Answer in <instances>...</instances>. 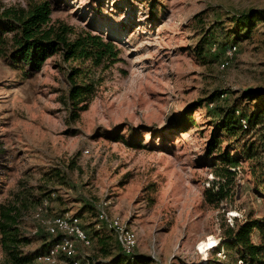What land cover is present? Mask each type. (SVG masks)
<instances>
[{
  "label": "rangeland",
  "instance_id": "obj_1",
  "mask_svg": "<svg viewBox=\"0 0 264 264\" xmlns=\"http://www.w3.org/2000/svg\"><path fill=\"white\" fill-rule=\"evenodd\" d=\"M57 1L52 20L113 39L120 60L68 124L59 102L67 88L65 64L56 66L57 54L29 77L0 59V201L14 188L47 192L46 211L35 216V206L30 212L29 232L43 231L40 220L47 216L77 215L90 241L88 247L76 244L77 255L92 264L109 260L98 255V245L87 235L95 231L94 206L104 200L106 211L134 232V252L152 256L147 264H209L233 218L249 211L264 216V199L252 194L247 163L241 160L232 197L217 206L202 199L213 169L222 165L214 151L205 153L215 122L205 110L234 103L245 89L264 88V22L235 44L224 68L219 54L202 63L191 49L214 21L229 28L231 16L264 9V0H158L154 18L148 16V0ZM0 4L24 5V0ZM213 91L222 95L211 107L194 110L184 124V108ZM118 125L140 128L137 147L98 136L97 131ZM259 129L249 136L258 139L264 126ZM85 204L92 207L89 212ZM221 252L219 260L227 262Z\"/></svg>",
  "mask_w": 264,
  "mask_h": 264
},
{
  "label": "trees",
  "instance_id": "obj_2",
  "mask_svg": "<svg viewBox=\"0 0 264 264\" xmlns=\"http://www.w3.org/2000/svg\"><path fill=\"white\" fill-rule=\"evenodd\" d=\"M157 1L148 0L151 18L155 17ZM59 7L57 0H24V5L0 4V59L29 77L40 70L48 57L57 54L60 62L56 66L65 64L67 88L59 102L66 111L69 124L78 119L98 92L104 73L120 60V49L113 39L103 37L90 27L77 28L58 19L52 20L51 13ZM228 22L229 28L214 21L202 32L191 49L195 59L206 63L211 55L222 57L225 48L250 37L256 23L264 22V9L246 10L231 16ZM221 95L222 92L213 91L189 103L180 114L184 124L189 123L187 120L194 110L211 107ZM252 102L251 106L249 103ZM205 113L215 119L205 143V153L209 155L214 151L222 165L213 169L212 178L202 190L203 201L217 206L232 197L240 160L247 163L252 194L259 200L264 199V134L258 139L249 136V132L255 133L256 128L264 126V88L245 89L234 103L206 108ZM97 133L130 147L139 145L142 134L139 127L122 125L112 131L102 129ZM222 141L227 144L221 149ZM54 175L59 177L58 182L65 183L62 176L56 172ZM48 197L47 192L36 194L14 188L0 201V264H37L33 262L34 257L60 240V234L51 235L44 229L29 232L30 212ZM83 208L88 212L92 209L87 204ZM94 223L95 231L89 233L87 230V235L98 245V255L109 259L106 264H147L151 261L147 255L122 253L112 234L105 228H95ZM221 250L227 254L228 261L221 262L216 257L209 260V264H236L237 261L240 264H264V216H255L249 211L239 220L233 218V224L223 228L212 254L215 256Z\"/></svg>",
  "mask_w": 264,
  "mask_h": 264
},
{
  "label": "built area",
  "instance_id": "obj_3",
  "mask_svg": "<svg viewBox=\"0 0 264 264\" xmlns=\"http://www.w3.org/2000/svg\"><path fill=\"white\" fill-rule=\"evenodd\" d=\"M213 49L214 46L211 47V50ZM235 50V45L224 49L219 68L227 66ZM241 124L244 126L243 120H241ZM236 170L238 171L237 167ZM107 203L108 201L104 200L95 204L94 227L108 230L117 243L119 250L124 254H131L136 247L135 234L127 227L121 217L106 211ZM39 211H46L45 200L36 206L35 216H38ZM40 221L44 231L51 235L60 234V240L50 246L44 253L36 255L33 262L37 264H92V260L89 258L77 255V243L82 247H88L90 244L88 237L79 226L77 216L64 212L47 216ZM220 255H222L221 251L216 253L217 257H220ZM236 264H240V261H237Z\"/></svg>",
  "mask_w": 264,
  "mask_h": 264
}]
</instances>
